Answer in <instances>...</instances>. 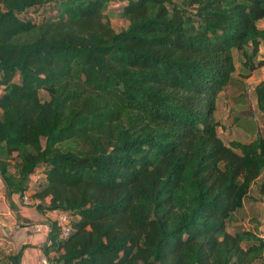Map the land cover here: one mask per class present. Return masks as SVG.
<instances>
[{
	"label": "trees",
	"instance_id": "16d2710c",
	"mask_svg": "<svg viewBox=\"0 0 264 264\" xmlns=\"http://www.w3.org/2000/svg\"><path fill=\"white\" fill-rule=\"evenodd\" d=\"M259 21L264 0H0V174L69 217L49 264H264L229 229L255 183L264 199V138L225 144L214 118L233 53L264 66Z\"/></svg>",
	"mask_w": 264,
	"mask_h": 264
},
{
	"label": "rangeland",
	"instance_id": "374dc122",
	"mask_svg": "<svg viewBox=\"0 0 264 264\" xmlns=\"http://www.w3.org/2000/svg\"><path fill=\"white\" fill-rule=\"evenodd\" d=\"M108 8L112 10V4ZM47 10L44 12L45 16L49 14ZM116 10L111 13L107 12L106 17L111 26L119 30L125 27L126 23L119 17ZM257 27L264 29V21H259ZM233 55L236 68L233 82L219 94L214 112V118L218 123V135L225 144L232 141L248 143L254 140L257 135L264 138V112L258 109L254 93L255 86L259 82L264 83V66L249 72L242 66L241 55L236 52ZM40 97L44 99L47 96L40 92ZM262 180H264V173L258 182ZM256 190L255 183L242 210L231 222L229 226L231 231L252 230L256 234L264 232V199L255 200Z\"/></svg>",
	"mask_w": 264,
	"mask_h": 264
},
{
	"label": "crops",
	"instance_id": "0c3cea01",
	"mask_svg": "<svg viewBox=\"0 0 264 264\" xmlns=\"http://www.w3.org/2000/svg\"><path fill=\"white\" fill-rule=\"evenodd\" d=\"M52 222L49 212L25 205L19 194L9 192L0 174V264L17 253L18 264H42Z\"/></svg>",
	"mask_w": 264,
	"mask_h": 264
},
{
	"label": "built area",
	"instance_id": "2783aa9c",
	"mask_svg": "<svg viewBox=\"0 0 264 264\" xmlns=\"http://www.w3.org/2000/svg\"><path fill=\"white\" fill-rule=\"evenodd\" d=\"M121 4L122 3L115 2L112 4V7L115 9L120 8ZM22 202L25 205H31V206L38 204V201L32 202V200L28 196V193H24L23 198H22ZM49 213L51 214V216L53 218V222H55L56 225L59 227V238L60 239H66L72 231V227L70 226L69 217L67 216V214L60 212V211L54 210V211H51ZM259 237L261 238V240L264 241V232L260 233ZM41 263L42 264H49L44 255L41 257Z\"/></svg>",
	"mask_w": 264,
	"mask_h": 264
}]
</instances>
